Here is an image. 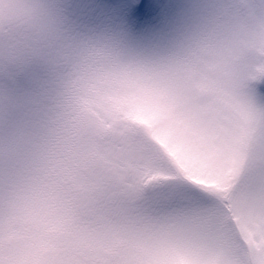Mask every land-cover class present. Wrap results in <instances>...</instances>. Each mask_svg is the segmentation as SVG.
<instances>
[{"label": "rangeland", "instance_id": "1", "mask_svg": "<svg viewBox=\"0 0 264 264\" xmlns=\"http://www.w3.org/2000/svg\"><path fill=\"white\" fill-rule=\"evenodd\" d=\"M81 2L128 21L123 0ZM182 2L153 0L147 15L133 17L129 39L136 49L100 91L79 98V110L91 111L109 131L94 121L72 120L62 134L63 158L54 163L53 175L70 186L83 207L75 211L66 201L52 225H75L78 243L97 241L101 255L93 264H103L105 257L111 264H147L164 251L174 230L183 232L185 245L179 264H226L220 225L231 217L230 202L248 191L245 177L264 169L259 136L249 131L232 96L214 38L171 41L174 34L159 26L162 19L176 20ZM143 127L149 143L101 140L104 131L109 137L118 129L135 135ZM113 170H120L117 176ZM148 176L170 178L174 188L191 183L202 198L173 196V191L170 197L149 198L142 186L127 188ZM168 198L177 200L165 204ZM236 230L233 223L229 231ZM231 256L242 259L236 249Z\"/></svg>", "mask_w": 264, "mask_h": 264}, {"label": "clouds", "instance_id": "2", "mask_svg": "<svg viewBox=\"0 0 264 264\" xmlns=\"http://www.w3.org/2000/svg\"><path fill=\"white\" fill-rule=\"evenodd\" d=\"M158 23L174 34L171 41L213 37L234 67L240 59H264V0H183L176 20ZM130 28L81 0H0V169L13 177V202L0 205V213L18 214V231L3 229L5 260L35 249L52 264H93L75 225H52L66 201L75 211L83 207L53 167L63 158L66 125L94 119L79 110L81 95L100 91L136 49ZM241 260L251 264L243 254Z\"/></svg>", "mask_w": 264, "mask_h": 264}, {"label": "snow or ice", "instance_id": "3", "mask_svg": "<svg viewBox=\"0 0 264 264\" xmlns=\"http://www.w3.org/2000/svg\"><path fill=\"white\" fill-rule=\"evenodd\" d=\"M122 10L129 23L133 17H143L150 12L148 0H123ZM223 71L230 81L235 102L247 116L249 131L259 136L261 143L259 158L264 160V59L259 57L240 59L235 67L229 62H224ZM12 182L11 174L0 169V205L13 202L10 191ZM245 183L248 184V191L244 196L230 202L231 217L222 221L229 229L233 223L237 226L235 234L224 231L221 248L227 257L226 264H242L239 257L232 258L233 249L249 258L251 264H264V169L249 172L245 177ZM185 194L202 198L195 189H188ZM17 215L16 212H10L8 215L0 213V241L4 238L3 229L6 224L9 234L18 231L14 223V217ZM40 243L42 242L38 241L35 247L38 248ZM97 243L95 240H89L92 250L87 255L92 262L101 255ZM34 251L35 249H28L5 260L4 257L8 253L0 249V264H52L50 260L33 255ZM184 251L183 232L174 230L169 243L164 246V251L149 259L147 264H179L178 257L183 255ZM103 264H111V261L105 257Z\"/></svg>", "mask_w": 264, "mask_h": 264}, {"label": "trees", "instance_id": "4", "mask_svg": "<svg viewBox=\"0 0 264 264\" xmlns=\"http://www.w3.org/2000/svg\"><path fill=\"white\" fill-rule=\"evenodd\" d=\"M86 113H91L92 116L94 117V119L92 121H94L95 123L98 124L99 127L106 128L109 131L110 126H108V123L102 122L99 119H97L94 114L91 111H87ZM91 122V121H90ZM112 126V125H111ZM143 131L137 132L135 135L133 133H128V132H121V130H116L117 135H114L113 137H109L107 136V132L104 131L101 135V140L102 141H106L109 143H113L115 145H119V144H123V143H130V144H145V143H149L152 139L149 136V133H146V127H143ZM148 132V131H147ZM149 137H148V136ZM118 171L120 170H113L111 171V175L113 176H117L118 175ZM135 173V172H133ZM173 180L168 178L165 180V178L162 177H156V178H151L150 176L145 177L139 184L137 183H133L129 186H127L128 189H135L137 186L141 188L144 187L145 188V193L146 195L150 198L154 195H161V194H167V197H170V195L172 194L173 191V196H186V197H190L189 195H186L185 193L188 191V189H191V183H183L181 182V185L177 186V187H173ZM184 181V180H182ZM118 182V181H117ZM156 184L154 186H150V184ZM185 185V186H184ZM181 186V187H180ZM185 191V193H184ZM119 200H121L120 198H118ZM177 199L175 198H168L167 201L165 202V204H170L172 202H176ZM163 203V202H161ZM161 203H157V204H161Z\"/></svg>", "mask_w": 264, "mask_h": 264}]
</instances>
